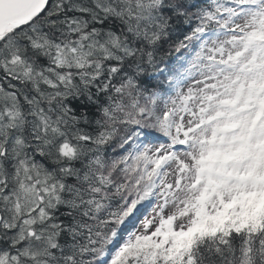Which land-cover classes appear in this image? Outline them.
I'll return each instance as SVG.
<instances>
[{
    "label": "snow or ice",
    "instance_id": "6c2138e0",
    "mask_svg": "<svg viewBox=\"0 0 264 264\" xmlns=\"http://www.w3.org/2000/svg\"><path fill=\"white\" fill-rule=\"evenodd\" d=\"M0 264H264V0H0Z\"/></svg>",
    "mask_w": 264,
    "mask_h": 264
}]
</instances>
